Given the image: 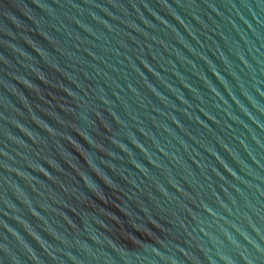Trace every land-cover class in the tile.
<instances>
[{
	"label": "water",
	"instance_id": "1",
	"mask_svg": "<svg viewBox=\"0 0 264 264\" xmlns=\"http://www.w3.org/2000/svg\"><path fill=\"white\" fill-rule=\"evenodd\" d=\"M0 264H264V0H0Z\"/></svg>",
	"mask_w": 264,
	"mask_h": 264
}]
</instances>
